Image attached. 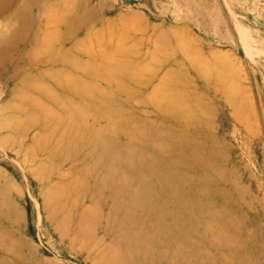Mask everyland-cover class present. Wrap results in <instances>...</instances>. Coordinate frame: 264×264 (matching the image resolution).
<instances>
[{"label":"rangeland","instance_id":"1","mask_svg":"<svg viewBox=\"0 0 264 264\" xmlns=\"http://www.w3.org/2000/svg\"><path fill=\"white\" fill-rule=\"evenodd\" d=\"M120 12L163 35L181 28L202 55L222 53L242 74L243 107L252 105L256 124L247 114V130H235L221 96L157 100L144 84L82 97L70 145L46 154L68 173L66 208L44 204L33 178L10 166L13 154L3 160L16 192L0 204V264H112L115 252L120 264H264V0H0V123L23 78L40 68L45 20L67 15L81 37ZM89 243L93 250L79 247Z\"/></svg>","mask_w":264,"mask_h":264},{"label":"bare ground","instance_id":"2","mask_svg":"<svg viewBox=\"0 0 264 264\" xmlns=\"http://www.w3.org/2000/svg\"><path fill=\"white\" fill-rule=\"evenodd\" d=\"M67 17L45 20L34 59L35 66L40 68L35 69L34 75L27 74L23 78L20 89L11 96L18 105L8 104L5 110L11 116L0 123V145H4L0 148L1 205L8 204L3 197L16 192L13 179L2 169L9 154L16 157L14 164L18 168L9 163L10 166L25 177L33 178L45 205L59 203L60 193L64 194L61 184L68 173H59L61 164L48 162L46 154L57 152L63 143L70 145L76 126L74 117L83 112L82 97L103 96L102 87L110 84L145 85L148 94L155 99L173 102L193 100L210 104L221 96L227 101L226 108L232 110L235 130L238 131L239 126L247 130L248 123L251 127L256 124L252 105L243 107L248 98L241 82L238 83L243 79L241 72L237 68L233 70L222 53L209 49V56L202 55L203 47L195 45L181 28L170 27L169 33L163 35L158 26L141 25L140 19L120 12L107 18V26L76 37L67 26ZM61 22L64 29L60 28ZM46 59L48 63L42 65ZM199 86L203 89L198 90ZM247 114L251 116L248 123ZM33 130L39 134L33 136L27 159L20 160L19 152L29 143ZM29 159L33 163L26 169L24 165ZM43 166L46 167L42 170ZM62 205L66 208L60 201ZM69 207L61 215L63 220L69 217ZM72 233L67 236V245L71 242L74 245ZM79 247L85 251L95 248L90 243ZM110 261L120 264L121 258L115 252Z\"/></svg>","mask_w":264,"mask_h":264}]
</instances>
